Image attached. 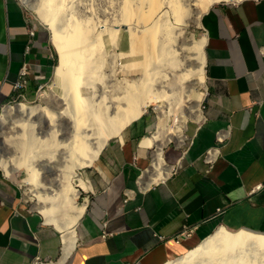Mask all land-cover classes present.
Here are the masks:
<instances>
[{"label":"crops","instance_id":"1","mask_svg":"<svg viewBox=\"0 0 264 264\" xmlns=\"http://www.w3.org/2000/svg\"><path fill=\"white\" fill-rule=\"evenodd\" d=\"M201 23L204 108L187 128L190 145H165L171 170L152 181L158 146L143 144L152 134L149 114L108 138L89 170L93 186L76 245L61 264H163L222 225L264 234V0L206 3ZM48 29L20 0H0V109L18 91L30 97L53 72ZM22 70L26 84L16 90ZM216 143L208 165L203 154ZM39 218L26 212L19 186L0 170V264L60 257L61 235Z\"/></svg>","mask_w":264,"mask_h":264},{"label":"bare ground","instance_id":"2","mask_svg":"<svg viewBox=\"0 0 264 264\" xmlns=\"http://www.w3.org/2000/svg\"><path fill=\"white\" fill-rule=\"evenodd\" d=\"M200 1L110 0L92 12L101 15L95 18L78 15L83 14L81 0H36L32 6L50 29L58 62L49 90L41 92V104L3 107L0 165L10 175L25 167L36 207L62 231L60 257L45 264H61L77 242L87 200L78 202L80 189L74 182L83 189L92 184L77 177L76 169L91 166L106 140L121 134L151 101L165 118L143 139L146 146H158L149 169L152 181L171 170L163 147L169 141L181 145L187 120L202 116L200 103L190 94L205 79L204 40L187 38L184 30L189 22H200ZM215 1L228 0H203V5ZM122 27L128 36L126 49L117 36ZM174 82L180 86L177 91ZM13 115L16 120L10 119ZM163 264H264V234L222 225Z\"/></svg>","mask_w":264,"mask_h":264},{"label":"rangeland","instance_id":"3","mask_svg":"<svg viewBox=\"0 0 264 264\" xmlns=\"http://www.w3.org/2000/svg\"><path fill=\"white\" fill-rule=\"evenodd\" d=\"M22 2V4H24V6L26 7L27 11L29 12V15L31 17V19L37 23V25L39 26H43V27H47L46 24H44L43 22H41L39 20V18L37 17V14L35 13V11L32 9V6L36 3V0H20ZM110 0H81V4H80V8L82 9V13L83 14H78L80 15L81 17H89V16H92V17H98V16H101L100 14H96V13H92V12H98V11H101L103 8H105L109 3ZM193 2H196V0H193ZM216 2V1H215ZM92 6L93 9H89L87 6ZM200 5H203V0L200 1ZM166 18H168V21L171 23V22H175L173 16L171 15H167L165 16ZM199 20L200 22L199 23H196L195 21H191L189 22V24L184 28L185 30V33L187 34V38H192L193 40H196V41H200L199 39L201 40H204L203 39V29H202V23H201V15L199 17ZM50 30V29H48ZM50 33V36H51V32L49 31ZM190 35V36H189ZM119 37L118 41L123 43V49H126L127 48V40H128V36H127V33H126V30L124 27L121 28V30H119V34L117 35ZM51 39V44L52 46L54 47L53 45V42H52V38L50 37ZM184 44L187 43V40L183 42ZM109 44V43H107ZM204 44V43H203ZM110 47H112V44H109ZM55 49V47H54ZM56 50V49H55ZM119 52V50H118ZM56 63L55 65L57 64L58 62V56H57V52H56ZM125 60V58H123ZM135 72V76L136 71ZM166 74L170 75L171 73H169L168 69L165 71ZM120 78L123 77V72H121L120 74ZM51 76H52V73L51 75L46 78L45 80L42 81L41 85L42 87L39 88V86H36V87H31L30 89V97H27V99H19L17 98V93L15 94V98L12 99L10 102L7 103L10 104V105H15L19 102H24L26 103L27 105H37V104H41L42 103V99H41V92H43L44 90L45 91H48L49 88H48V83L51 79ZM132 78L134 77L133 75L131 76ZM174 84L173 88L172 89H175L174 91H177L180 89V86L178 83H172ZM172 84H171V87H172ZM33 86V85H32ZM176 86L177 89H176ZM204 91H205V87H204V82L200 85H198V88L197 87H194L193 90L191 91V98L194 100V102H197V103H200V108L203 109L204 108ZM20 91H18L19 93ZM172 91H170L171 93ZM159 103V102H158ZM5 106V105H4ZM3 106V107H4ZM3 107L0 109V119H1V116H2V113H3ZM145 112L144 113H147L151 116L152 118V122H153V129H152V132L153 133L155 130L158 129V125H163L164 124V121H165V118H163V116L160 114L159 110L156 108V102L154 101H151L147 106H146V109L144 110ZM15 115L11 116L10 119H15L17 117H14ZM195 121L194 120H191V119H188L187 120V126L185 128V134L188 136V133H187V128L188 126H190L191 124H193ZM123 131V130H122ZM122 133V132H121ZM150 133V134H151ZM152 136V134L150 135ZM186 139H184L185 141L181 144V145H177L175 141H169L166 145H168L169 147H177V149H179L180 151H184L185 148H187L189 145H190V138L188 136L185 137ZM8 154V153H7ZM94 165V163L91 165V166H85V167H79L76 169L77 171V174L79 178H86V179H89L90 182H91V177H90V167H92ZM0 170L5 173L6 175H8L11 179H13L17 185L19 186L20 188V192H21V198H22V201H23V206H24V209L26 210V212L32 216V217H35L36 215H38L40 218L38 219L40 222H43L51 227H54V224L52 223H49L46 221L44 215L40 212L41 209L37 208L36 207V203H37V198L36 196L34 195V193L31 191L30 187H29V183L26 182L25 178L27 176V173H26V169L25 167H19L15 174L14 175H10V174H7L3 168V166L0 165ZM92 184V182H91ZM74 185L80 189L79 193V198H78V202L79 203H82L84 201L87 200V205L89 203V197H88V194H89V191L92 190L91 189H83L81 188V186L78 185V183L75 181L74 182ZM93 186V185H92ZM40 210V211H39ZM57 229V228H56ZM58 230V229H57ZM231 231H235V230H231ZM58 233L60 235H62V231H59L58 230ZM174 258V257H173ZM58 259V258H57ZM56 259V260H57ZM55 261V260H53Z\"/></svg>","mask_w":264,"mask_h":264},{"label":"built area","instance_id":"4","mask_svg":"<svg viewBox=\"0 0 264 264\" xmlns=\"http://www.w3.org/2000/svg\"><path fill=\"white\" fill-rule=\"evenodd\" d=\"M33 29L34 28H32L30 30L31 33L34 32ZM24 75H25V71L22 70L21 74H20V78L14 84V88L16 90H19L21 87H23L26 84V78L24 77ZM41 87H42V85L39 86V88H41ZM17 98H19V99H27V97L25 96V94L22 91H20L17 94ZM216 137H217L216 139H217L218 142H222L224 140L223 132L222 131H217L216 132ZM187 138H188V136H187ZM190 143H191V141H190ZM218 153H219V146L216 143L215 145H212V146H210L209 148L206 149V151L203 154L204 161L208 165H211L213 163L214 159L216 158ZM186 233L189 234L190 232L186 231Z\"/></svg>","mask_w":264,"mask_h":264}]
</instances>
